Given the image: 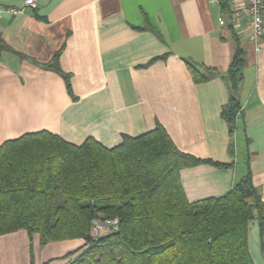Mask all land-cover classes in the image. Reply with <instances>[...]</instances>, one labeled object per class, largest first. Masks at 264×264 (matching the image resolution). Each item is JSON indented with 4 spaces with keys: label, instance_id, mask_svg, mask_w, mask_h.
<instances>
[{
    "label": "crops",
    "instance_id": "0c3cea01",
    "mask_svg": "<svg viewBox=\"0 0 264 264\" xmlns=\"http://www.w3.org/2000/svg\"><path fill=\"white\" fill-rule=\"evenodd\" d=\"M26 1L0 0V146L48 131L112 149L125 135L161 124L180 151L228 165L183 169L189 202L225 196L249 171L264 212V38L253 41L246 21L231 23L244 0H228L230 14L221 0H34L36 8ZM236 40L246 54L232 137L221 115L225 82L196 84L186 61L224 73ZM57 53L77 100L62 76L45 67ZM85 243L40 246L37 236L20 230L0 236V264H70L77 254L64 257ZM248 248L253 263L264 264L258 219L249 224Z\"/></svg>",
    "mask_w": 264,
    "mask_h": 264
},
{
    "label": "trees",
    "instance_id": "16d2710c",
    "mask_svg": "<svg viewBox=\"0 0 264 264\" xmlns=\"http://www.w3.org/2000/svg\"><path fill=\"white\" fill-rule=\"evenodd\" d=\"M221 4L230 14L228 0ZM236 42L224 73L186 61L196 84L225 82L229 97L221 115L232 137L246 54ZM45 67L62 76L77 100L59 53ZM201 165L228 167L180 151L161 124L138 137L125 135L112 149L93 138L76 145L48 131L8 140L0 146V236L25 230L40 246L84 239L81 250L64 257L77 254L70 264H254L248 228L258 219L263 230L264 212L252 174L223 197L189 202L180 173ZM115 217L119 232L92 241V221Z\"/></svg>",
    "mask_w": 264,
    "mask_h": 264
},
{
    "label": "built area",
    "instance_id": "2783aa9c",
    "mask_svg": "<svg viewBox=\"0 0 264 264\" xmlns=\"http://www.w3.org/2000/svg\"><path fill=\"white\" fill-rule=\"evenodd\" d=\"M26 5L37 7L34 0H27ZM11 13H16L15 9L10 10ZM243 21L252 30V40L256 43L264 38V0H244V6L241 9L233 10L231 13V23L239 25ZM262 47L257 46V51ZM119 218H96L92 221L90 238L97 242L105 236L113 235L119 232Z\"/></svg>",
    "mask_w": 264,
    "mask_h": 264
}]
</instances>
